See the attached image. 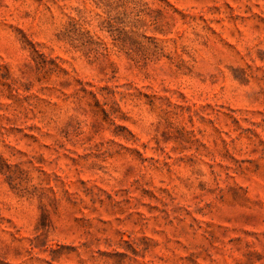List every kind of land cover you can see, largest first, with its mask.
<instances>
[{
  "label": "rangeland",
  "instance_id": "1",
  "mask_svg": "<svg viewBox=\"0 0 264 264\" xmlns=\"http://www.w3.org/2000/svg\"><path fill=\"white\" fill-rule=\"evenodd\" d=\"M0 264H264V0H0Z\"/></svg>",
  "mask_w": 264,
  "mask_h": 264
}]
</instances>
